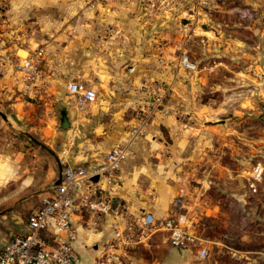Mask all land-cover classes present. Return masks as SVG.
Segmentation results:
<instances>
[{
  "label": "crops",
  "instance_id": "crops-1",
  "mask_svg": "<svg viewBox=\"0 0 264 264\" xmlns=\"http://www.w3.org/2000/svg\"><path fill=\"white\" fill-rule=\"evenodd\" d=\"M4 1L0 249L12 235L26 233L27 216L51 193L61 166L81 164L91 170L114 146L126 148L115 192L128 210L157 218L169 216L179 182L185 178L180 164L187 156L182 147L183 124L173 116L175 107L166 105L171 112L157 110L135 135L139 118L130 109L146 111L158 87L171 91L175 86L172 52L187 25L184 17L182 26L176 23L178 7L169 2L155 15L153 0ZM37 47L43 48L42 78L30 98L21 91L18 63L11 61L19 62L21 53L29 54ZM75 81L97 94L96 101L83 111L68 92V84ZM63 116L67 127L60 124ZM197 180L203 187V179ZM206 216H211L208 211ZM110 220L109 215L101 217L99 226L91 230L86 215L73 217L76 264H99V247L110 238ZM154 242L129 253L123 264H138L140 249L159 245Z\"/></svg>",
  "mask_w": 264,
  "mask_h": 264
},
{
  "label": "rangeland",
  "instance_id": "rangeland-1",
  "mask_svg": "<svg viewBox=\"0 0 264 264\" xmlns=\"http://www.w3.org/2000/svg\"><path fill=\"white\" fill-rule=\"evenodd\" d=\"M167 1L179 9L176 23L187 24L172 52L178 86L164 98L183 124L187 149L176 195L182 190L189 203L183 211L200 217L195 228L209 255L198 260L193 249H176L159 237L154 243L160 246L140 249L138 264H264V173L256 191L247 190V172L257 161L264 166V0ZM151 2L155 15L166 3ZM181 48L193 68L177 66ZM130 111L137 118L146 113Z\"/></svg>",
  "mask_w": 264,
  "mask_h": 264
},
{
  "label": "built area",
  "instance_id": "built-area-1",
  "mask_svg": "<svg viewBox=\"0 0 264 264\" xmlns=\"http://www.w3.org/2000/svg\"><path fill=\"white\" fill-rule=\"evenodd\" d=\"M207 3L208 0H197L200 6ZM195 13L197 16L198 10L190 15ZM42 55L43 48L37 47L22 57L17 65L23 82L21 91L30 98L37 93L36 88L42 78ZM176 63L184 69L195 66L182 48ZM169 91L168 87L156 89L147 103L146 113L133 129L135 135L157 110L170 112L164 106V98ZM68 92L81 111L97 98L92 87L78 81L68 84ZM125 154V147L114 146L106 153L104 161L91 170L81 164H64L59 183L27 216L26 233L12 235L0 249V264H76L75 215H86L91 230L99 226L101 217L109 215L111 218L110 238L99 247V264H123L129 253L159 237L176 249H193L198 260L207 258L209 248L195 228L200 217L188 210L183 211L186 207L184 193L174 198L172 211L165 218H157L149 212L134 214L128 210L124 199L115 192L120 185L118 165ZM263 173V164L255 162L247 172V190L256 191Z\"/></svg>",
  "mask_w": 264,
  "mask_h": 264
},
{
  "label": "water",
  "instance_id": "water-1",
  "mask_svg": "<svg viewBox=\"0 0 264 264\" xmlns=\"http://www.w3.org/2000/svg\"><path fill=\"white\" fill-rule=\"evenodd\" d=\"M60 124L64 127H67L69 125L68 120L65 116H63L61 118ZM42 147L45 148L46 150H48L47 147H45L44 145H42ZM61 171H62V166L60 167V170H59V176H58L56 182L51 186V188H53L55 185H57L59 183ZM93 179H95V178H93Z\"/></svg>",
  "mask_w": 264,
  "mask_h": 264
}]
</instances>
